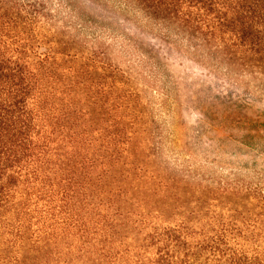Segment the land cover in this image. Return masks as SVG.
Segmentation results:
<instances>
[{"label": "trees", "instance_id": "1", "mask_svg": "<svg viewBox=\"0 0 264 264\" xmlns=\"http://www.w3.org/2000/svg\"><path fill=\"white\" fill-rule=\"evenodd\" d=\"M135 1L145 20L162 15L219 56L264 60V0ZM54 7L0 0V264H264L263 220L213 205L191 221L131 203L117 176L142 172L127 156L134 112L101 105L93 118L76 91L113 100L106 89L130 79L64 32ZM126 93L115 99L140 102Z\"/></svg>", "mask_w": 264, "mask_h": 264}, {"label": "rangeland", "instance_id": "2", "mask_svg": "<svg viewBox=\"0 0 264 264\" xmlns=\"http://www.w3.org/2000/svg\"><path fill=\"white\" fill-rule=\"evenodd\" d=\"M62 1L60 6L52 0L57 25L79 46L95 47L130 79L106 89L113 100L92 99L97 87L76 91L93 118H100L101 105L108 111L126 104L134 112L126 120L127 156L142 172L125 173L130 169L125 166L117 176L131 203L191 221L221 205L232 215L238 210L242 217L264 221V60L219 56L214 44L161 21L162 15L145 20L133 9L139 8L135 0H126L129 10L123 0ZM127 90L140 102L115 99ZM116 115L103 117L117 120ZM223 188L230 191L225 197L217 193Z\"/></svg>", "mask_w": 264, "mask_h": 264}]
</instances>
